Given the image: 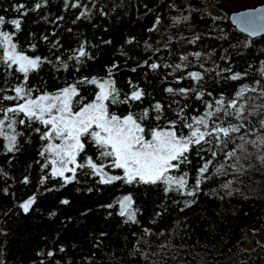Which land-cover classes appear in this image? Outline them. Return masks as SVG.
<instances>
[{"label":"trees","instance_id":"trees-1","mask_svg":"<svg viewBox=\"0 0 264 264\" xmlns=\"http://www.w3.org/2000/svg\"><path fill=\"white\" fill-rule=\"evenodd\" d=\"M249 3L0 0V31L12 35L19 52L42 58L25 80L18 65L8 68L0 57V98L15 96L18 84L35 97L75 85L76 110L95 99L101 81L111 80L119 100L133 90L143 95L127 103L106 101L109 112L140 117L147 110L142 123L149 131L175 121L177 134L187 136V124L201 116L209 123L204 131L243 125L229 137L221 134V142L206 137L211 143L190 146L187 162L168 173L184 176L186 185L177 190L164 181L102 183L87 166L76 167L65 182L73 174L53 175L47 153L41 155L46 140L35 129L45 127L21 114L16 119L25 124L5 127L8 134L20 133L11 151L0 136V264H264V242H258L264 230V144L258 139L264 138V34L248 37L229 16ZM13 19L20 20L19 29ZM16 103L0 99V107ZM240 105L243 119L235 116ZM233 150L236 155L228 156ZM87 157L123 176L100 157L91 138L77 164ZM123 195L131 202L130 212L121 215ZM31 197L25 212L21 205Z\"/></svg>","mask_w":264,"mask_h":264},{"label":"snow or ice","instance_id":"snow-or-ice-1","mask_svg":"<svg viewBox=\"0 0 264 264\" xmlns=\"http://www.w3.org/2000/svg\"><path fill=\"white\" fill-rule=\"evenodd\" d=\"M76 7L77 5H72ZM23 7V5L19 6ZM40 7L39 4L36 5ZM81 16L84 13L80 14ZM5 23L4 17H0V25ZM16 29L20 27V20L13 19L10 21ZM0 45L3 48L4 63L11 68L13 65H18L16 69L18 72L24 74V79L27 80V74L30 71L37 69L42 63V58L29 57L23 52L16 50V44L12 42V35L8 32L0 31ZM87 53L83 47L79 50V57L86 56ZM78 57V58H79ZM71 59V57H70ZM67 67V65H64ZM151 67L155 69L156 64ZM196 77L198 73H192ZM236 77H233L235 79ZM95 83V79L92 81ZM100 91L95 95V99L91 102L83 103L74 110L73 98L78 95L75 85H69L60 89L55 94L42 93L39 96L32 97V89H25L23 85H17L13 90L15 96H3V101H23L14 104L10 107H0V136H4L9 141V150L11 151L15 146L16 138L20 133L15 131L8 134L7 129L14 130L17 123L25 124V119L16 117L21 114L28 121H38L45 127V131L41 132L40 128L35 131L41 133V139L49 141L41 155L45 153L50 157V164L52 166L53 175L64 177L65 172H71L72 177H64L65 182L74 178L76 167L83 168L85 166L91 168L95 173L101 176L102 183H111L116 180H123L126 183L142 182V183H156L164 181L168 184L175 183L179 188H184L186 180L184 176L176 177L169 176L168 173L172 169H178L181 163L187 162L186 153L189 152L190 146L204 143H211L212 137L217 142H221V134L224 137H229L232 132H239L243 125H229V127L212 126L210 131L208 129L209 123L204 116L194 117L193 122L187 124L190 134L187 136L178 135L174 127L175 121H170L171 127L167 128H152L150 131L143 126V119L148 116V111L145 110L140 117L129 113L123 117L109 112L106 101L112 103H127L129 101L140 100L143 93L140 90H133L125 100H119V91L114 87L111 80H106L99 85ZM255 91V89H252ZM167 91L172 92L171 88ZM182 93L184 89L180 90ZM239 95V94H238ZM219 103V102H218ZM236 101L231 102V106H235ZM157 111L160 110L161 105L155 106ZM243 105H240L236 111L237 119L242 117ZM209 112L206 116H211ZM232 115V113H228ZM156 119H160L159 115ZM264 126V121H262ZM91 138L92 142L100 150V157L109 159V165L112 168L122 169L123 176H108L104 172L106 165L96 163L92 157H87L85 164H77V157L85 148V139ZM243 140V137H241ZM260 143L264 144V138H258ZM53 140H58L59 143H53ZM256 143V141H251ZM243 149L244 145H238ZM216 155L215 152L212 153ZM228 156H235L236 152L227 153ZM207 163L199 169L203 174L207 171ZM75 165V167H69ZM223 167V166H221ZM220 172V169H217ZM187 174H185L186 176ZM27 180V178H25ZM200 180L196 181L197 188ZM194 192L189 195H194ZM35 197L29 198L21 205L24 211L27 212L29 206L34 202ZM131 197L125 196L119 201L124 215V207L126 202L130 203ZM63 203H68L67 200ZM134 218V213H129V219ZM52 255V253H49Z\"/></svg>","mask_w":264,"mask_h":264},{"label":"water","instance_id":"water-1","mask_svg":"<svg viewBox=\"0 0 264 264\" xmlns=\"http://www.w3.org/2000/svg\"><path fill=\"white\" fill-rule=\"evenodd\" d=\"M231 23L248 37L264 34V2L229 13Z\"/></svg>","mask_w":264,"mask_h":264},{"label":"rangeland","instance_id":"rangeland-1","mask_svg":"<svg viewBox=\"0 0 264 264\" xmlns=\"http://www.w3.org/2000/svg\"><path fill=\"white\" fill-rule=\"evenodd\" d=\"M263 2V1H262ZM262 2H259V0H250V5H254V4H258V3H262ZM215 12L217 13V14H219V15H222V13H221V11L219 10H215ZM13 41V40H12ZM3 48H4V45H0V57L1 58H3ZM18 51V50H17ZM19 52V51H18ZM104 81H101L100 82V84L101 83H103ZM99 91H100V89H99ZM50 94H52V93H50ZM39 96V95H38ZM32 97H35V96H32ZM19 102H23V101H19ZM106 103V102H105ZM76 110H78V109H76ZM123 117V116H122ZM49 141H45V145H44V149H45V146H46V144L48 143ZM53 143H59V141L58 140H53L52 141ZM47 159H48V161L50 162V157L48 156V154H47ZM75 165H69V167H74ZM51 172H52V167H51ZM104 172L108 175V176H112L111 174H109V173H107L105 170H104ZM66 173L67 172H65L64 173V176H66ZM53 174V173H52ZM125 196H127V195H123V196H121L122 198H121V200L123 199V197H125ZM131 202V201H130ZM130 203L129 202H126V204H125V207H124V209L123 210H125V211H128V212H130ZM264 242V230H263V232L259 235V237H258V242ZM245 248H249V245H248V243H246L245 244V246H244Z\"/></svg>","mask_w":264,"mask_h":264}]
</instances>
